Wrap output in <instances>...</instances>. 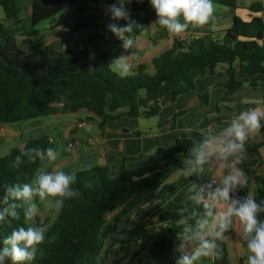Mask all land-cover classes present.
Masks as SVG:
<instances>
[{"label":"trees","instance_id":"1","mask_svg":"<svg viewBox=\"0 0 264 264\" xmlns=\"http://www.w3.org/2000/svg\"><path fill=\"white\" fill-rule=\"evenodd\" d=\"M98 0H31L29 28L21 25L16 0H0L4 19L11 27L0 23V127L42 117L86 112L87 121L96 119V128L104 132L107 123L128 118H151L161 107L195 89V80L212 75L218 65L226 66L228 81L221 86L236 89L241 83L237 73L261 75L264 86V23L260 17L244 21L234 16L228 29L188 40L175 39L169 49L151 60L152 73L139 65L127 76L114 73L105 53L92 56L89 50L55 51L50 48L26 51L15 42V36H33L35 27L63 12L67 6L76 11L96 9ZM150 9L149 0L135 1ZM213 4L236 8L237 0H213ZM153 10V9H152ZM250 13L264 11V5L252 3ZM59 19L56 25H61ZM211 21L203 26L209 27ZM159 28H162L158 24ZM164 29V28H162ZM134 33H138L136 28ZM207 103V94L200 97ZM53 148L56 145L47 136L28 139L23 146L12 148L0 157V198L7 185L31 182L43 161L22 157L19 167L15 157L29 149ZM245 149L256 153L255 146ZM176 158L137 170L122 167L113 175L111 167L94 166L75 172L74 190L78 195L64 202L63 208L49 226L45 240L38 245L32 261L21 264H100L108 262V253L117 246L127 227L143 213L141 207L154 200L164 202L168 193L189 183L201 182L207 165L197 164L194 146L189 140L177 141ZM126 159H123L125 161ZM249 172L251 170H248ZM179 173L178 179L166 184L167 179ZM253 195L264 201V172L253 177ZM247 188L243 196L247 195ZM37 207L41 206L38 198ZM7 207L0 203V209ZM20 219L6 217L0 223V246L5 237L19 227L27 228L23 210ZM108 214H113L109 223ZM264 219V213L260 214ZM158 226L142 241L130 243L112 264H175L182 242L192 243L193 233L199 228L200 214L182 206L176 211L163 210L158 214ZM124 221L122 227L119 224ZM106 231L103 232L104 228ZM114 234L110 243L107 239ZM185 246V247H186ZM11 264V261H8Z\"/></svg>","mask_w":264,"mask_h":264},{"label":"crops","instance_id":"2","mask_svg":"<svg viewBox=\"0 0 264 264\" xmlns=\"http://www.w3.org/2000/svg\"><path fill=\"white\" fill-rule=\"evenodd\" d=\"M18 1L16 0L19 10ZM21 1L27 4L26 17L28 18L31 0ZM132 1L133 9H135L134 7L146 9L144 16L149 20V26L146 31L134 33V46L132 49H128L126 54L129 56L128 62L132 65L131 70L139 65H144L148 73L153 72L151 60L169 49L175 39L188 40L197 37L207 39L212 33L228 29L234 16L244 21L251 17H260L264 23V11L250 13L247 10V7L252 3L264 5V0H237L236 8L214 4V6L225 9L214 8L209 27L189 26L184 33L174 35L166 29L158 27V24L155 23L157 16L154 10L143 5H134ZM107 3L109 8L112 1L108 0ZM67 7L70 10L65 13L64 9L57 20L51 18L35 27L36 34L28 37L34 40L33 46L22 47L20 45V47L26 51L43 48H50L55 51L89 50L92 52V56L96 57L102 53L100 43L102 42L105 46L111 44L108 39L112 38L114 47L117 48L115 36L112 33L107 34L109 31L106 25L109 23L103 21V17L111 15L107 10L101 16L98 13V7L93 10L84 9L82 11H76L75 6ZM59 19H62V24L57 26L56 23ZM45 22L47 24L40 27V24ZM116 23L121 24L118 21ZM119 42L121 46L119 50L122 52L124 50L122 41L119 40ZM225 69L226 66L220 64L216 67L214 74L196 79L194 90L188 91L177 97L174 102L164 105L159 113L151 118L142 116L138 118L122 117L107 123L104 132H100L95 126L97 120L87 121L91 115L80 112L72 115L42 117L15 123L13 126H3L0 127L1 136L8 139L11 134L16 136L17 134H24V136L36 134L35 137H49L56 145V141L51 135L52 132L56 133L63 150L60 151V148L56 150L58 153L56 161H43L39 170L48 172L62 168L65 172L75 173L94 166H108L112 169L111 174L115 175L122 167L127 170H137L158 163H168L176 158L177 141L189 140L195 149L205 138L211 137L227 127L240 112L252 107L264 106V86L260 84L261 75L250 76L237 73L235 80L240 82L241 86L236 89H225L221 86L228 81ZM129 72L126 76L129 75ZM203 94H207L205 105L200 102V97ZM262 125H264V121H262ZM27 140L26 138L25 142ZM69 144L72 145L71 148L68 147ZM246 144L255 146L256 153L245 149L243 158L237 165L245 173L247 184L234 194L235 198L243 196L245 187L247 193H253L255 187L253 177L264 172V126L258 133L250 136ZM123 159L126 160L123 161ZM206 165L207 173L201 182H193L179 187L176 192L168 193L164 202L154 200L151 203L143 204L141 215L138 217L130 216V219L135 221L131 226L138 222L141 224L148 222L149 225H154L153 231H151L153 234L159 223L157 217L160 212L163 210L176 211L182 206H186L193 213L202 216L199 228L205 231L213 230L216 224V214L223 210L224 205L214 209V214L211 216L205 214L206 210L203 205L205 202H211L208 198V192L211 189H208L207 185L211 184L213 188L220 186L223 176L229 171V162L212 157L206 162ZM179 175V173L172 174L167 179L166 184L175 182ZM202 188H204L203 193H201ZM201 194L203 200H198L197 197ZM225 236L226 239L223 241H216L221 250L219 257L215 259L201 258L196 261V264H246L248 252L246 242L242 239V229L239 223L234 222ZM207 238L212 239L213 237L208 236ZM196 246L197 241L194 240L185 247L184 251L190 253ZM117 258L111 257V259ZM111 262L112 260H109L106 263L112 264Z\"/></svg>","mask_w":264,"mask_h":264},{"label":"clouds","instance_id":"3","mask_svg":"<svg viewBox=\"0 0 264 264\" xmlns=\"http://www.w3.org/2000/svg\"><path fill=\"white\" fill-rule=\"evenodd\" d=\"M131 0H117L107 11L113 21L124 20L126 24L109 23L106 28L117 39L122 41L125 50L132 49L134 40L129 35L133 32L137 22L132 19L130 11L125 4ZM149 4L155 11L157 20L155 23L166 29L169 33L180 35L189 26L198 27L208 23L214 14L213 0H149ZM129 56L121 55L112 63L120 70L121 74L131 71L132 65L128 62ZM264 121V106L252 107L240 112L233 118L230 124L221 129L213 136L205 138L198 147L194 149L197 164H204L210 158L215 157L221 161L229 162V171L223 176L220 186L213 188L207 185L208 198L211 202L204 203L206 215H213V210L224 205L223 210L216 214L215 228L211 231L197 228L193 233V239L197 246L190 253L184 251L185 242H182L178 251L180 255L175 264H196L201 258L215 259L221 255V250L216 241L226 239L227 233L238 222L242 229V239L246 242L247 258L246 264H264V219L260 214L264 213V201L257 202L252 193L235 198L234 194L239 192L247 184V178L240 164L245 146L250 136L258 133ZM27 156L30 160L56 161L58 153L53 148L29 149L21 152L15 157V166L19 167L22 157ZM76 182L74 172H65L57 168L52 172L38 170L34 179L29 183L5 185V191L0 203L7 205L0 209V223L6 217L19 220L18 209L23 210L25 220L32 221L38 215L36 198L45 202L50 207L54 202L55 210L59 212L67 199L78 195V190L73 189ZM204 188L201 189V193ZM203 200V195L197 197ZM47 226L19 227L5 237L0 246V264H21V262L32 261L38 251L37 246L45 240ZM212 236V239H208Z\"/></svg>","mask_w":264,"mask_h":264},{"label":"rangeland","instance_id":"4","mask_svg":"<svg viewBox=\"0 0 264 264\" xmlns=\"http://www.w3.org/2000/svg\"><path fill=\"white\" fill-rule=\"evenodd\" d=\"M107 1L108 0L97 1L98 13L101 16L104 14V12L108 8ZM111 1H112V4L117 2V0H111ZM135 1H137V0H135ZM18 3L20 5V9L18 10V18L21 20V25H24V26L29 28L28 18L26 17L27 16V4L21 0H19ZM125 7L130 11L132 19H134L137 22V26H134V28H136L138 31L148 30L149 20L144 16L146 9H144L142 7H134L135 9H133L131 6V2L126 3ZM216 7L220 8L218 10L225 9L223 7H220V6H214V8H216ZM68 10H70V8L66 7L64 12L66 13V11H68ZM108 13H110V12H108ZM59 17H60L59 15H56L53 18L57 20ZM103 21L107 22V23H116L117 22V21L111 20L110 15L103 17ZM118 22L122 24V25L120 24L121 26L126 24V21H124V20H119ZM0 23L3 24L4 26L11 27V22L6 21L4 19V13H3V10L1 8H0ZM46 24H47V22L42 23V24H40V27H44ZM110 33L111 32H107L108 35ZM129 35L133 39L134 31L132 33H130ZM109 37H111V36H109ZM115 40L117 42V48L114 47L113 39L109 38L108 41L111 44H108L105 46L101 42L100 43V51L102 53L106 54L110 68L114 73H116L120 76H126V74H121L120 70L116 67V65L114 63H112L116 58L120 57L121 55L128 56V54H126L127 53L126 51H124L122 49L123 51L121 52L119 50L121 48L119 39H117L115 37ZM15 42L17 45H19V46L21 45L22 47L33 46V44H34V40L30 39L28 37L15 36ZM13 125H15V124H12L11 126H13ZM9 128L13 129V127H10V126H9ZM35 135L36 134H33L32 136H29V135L24 136V134H22V135L17 134V136H16L15 134H11V136L8 139H4L1 136V130H0V157L7 154L12 148L22 146L24 144L26 138L27 139L36 138L37 136L35 137ZM51 135L56 141V150L59 148H60V151L63 150V147L59 143L60 140H59L57 134L56 133L54 134L52 132ZM57 213L58 212L55 210L54 202L52 203V205L50 207H46L45 202H41V206L38 207V215L32 221H26V225H27V227H29V226H37V227L47 226L49 229V226L51 225L52 221L56 217ZM112 216H113V214L107 215V218L110 219L108 225L112 221ZM123 224H125V223L122 221L118 227H122ZM108 225L104 228L103 232L106 231ZM152 225L151 224L149 225L148 222L147 223L145 222L142 224H141V222H138L137 224H135L131 227H127L125 229L121 239H120V242L117 244V246L115 248L111 249L110 252L108 253V260L113 261L115 259H111V257H116V258L120 257V255L124 252V250L127 248V246L139 237H140L139 244L141 245L142 241L144 240L143 238H146L147 236L151 235V233H152L151 231H153V227H154V225L153 226ZM113 236L114 235L112 234L107 239L106 245H108L110 243ZM102 260H103L102 264H107L105 262L104 258H102Z\"/></svg>","mask_w":264,"mask_h":264},{"label":"built area","instance_id":"5","mask_svg":"<svg viewBox=\"0 0 264 264\" xmlns=\"http://www.w3.org/2000/svg\"><path fill=\"white\" fill-rule=\"evenodd\" d=\"M123 49H124V48H123ZM124 51H127V50H125V49H124ZM85 127H86V126H85ZM68 147H69V148H71V147H72V145H71V144H69V146H68Z\"/></svg>","mask_w":264,"mask_h":264}]
</instances>
